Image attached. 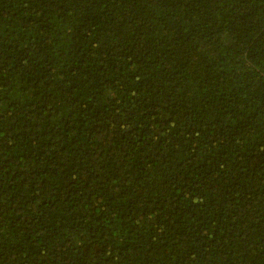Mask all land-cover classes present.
<instances>
[{
	"label": "trees",
	"instance_id": "1",
	"mask_svg": "<svg viewBox=\"0 0 264 264\" xmlns=\"http://www.w3.org/2000/svg\"><path fill=\"white\" fill-rule=\"evenodd\" d=\"M0 264H264V0H0Z\"/></svg>",
	"mask_w": 264,
	"mask_h": 264
}]
</instances>
